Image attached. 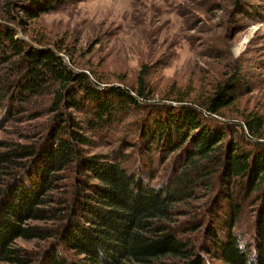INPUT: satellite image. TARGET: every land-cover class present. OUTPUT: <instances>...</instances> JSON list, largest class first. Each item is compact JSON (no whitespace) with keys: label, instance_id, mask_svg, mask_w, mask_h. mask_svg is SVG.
I'll return each mask as SVG.
<instances>
[{"label":"trees","instance_id":"obj_1","mask_svg":"<svg viewBox=\"0 0 264 264\" xmlns=\"http://www.w3.org/2000/svg\"><path fill=\"white\" fill-rule=\"evenodd\" d=\"M53 1H7L0 14V124L45 117L46 130L0 138V261L264 264V113H227L242 67L211 91L160 99L146 65L135 82L110 83L64 44L26 37ZM69 1L81 0L57 4ZM247 5L234 0L237 13ZM17 238L57 243L32 255Z\"/></svg>","mask_w":264,"mask_h":264},{"label":"rangeland","instance_id":"obj_2","mask_svg":"<svg viewBox=\"0 0 264 264\" xmlns=\"http://www.w3.org/2000/svg\"><path fill=\"white\" fill-rule=\"evenodd\" d=\"M7 1L21 0H0L1 15ZM53 3L54 10L28 21L26 37L64 44L81 67L94 68L106 81L133 83L146 65L150 71L147 81L160 99L165 92L211 91L216 82L242 67L244 79L238 103L227 113L232 114L234 107L264 113V0H247V15L236 12L234 0H81L61 4L55 0ZM44 125L45 117L2 122L0 138L36 141L39 133L46 131ZM108 147L98 145L90 150L107 151ZM164 170L157 171L153 181L160 182ZM71 180H67L68 184ZM190 202L196 207L202 204L199 198ZM245 211L253 213V209ZM196 238L201 242L202 235ZM249 242L254 249V239ZM55 243L52 238L16 239L17 246L32 255ZM60 249L69 257H80L66 248ZM0 264L10 263L0 261Z\"/></svg>","mask_w":264,"mask_h":264}]
</instances>
